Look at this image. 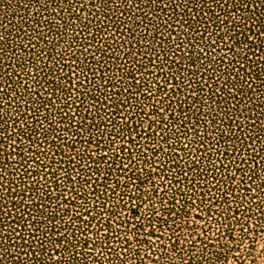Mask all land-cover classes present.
Listing matches in <instances>:
<instances>
[{"label": "rangeland", "instance_id": "1", "mask_svg": "<svg viewBox=\"0 0 264 264\" xmlns=\"http://www.w3.org/2000/svg\"><path fill=\"white\" fill-rule=\"evenodd\" d=\"M0 132V264H264V0H0Z\"/></svg>", "mask_w": 264, "mask_h": 264}, {"label": "snow or ice", "instance_id": "2", "mask_svg": "<svg viewBox=\"0 0 264 264\" xmlns=\"http://www.w3.org/2000/svg\"><path fill=\"white\" fill-rule=\"evenodd\" d=\"M173 79H174V77H173ZM165 83H169V81L166 79V80H165ZM160 90H162V89H160ZM151 92H152V90H151ZM166 95H167V94H166ZM160 111H164V109L161 108ZM114 127H115V126H114ZM149 127H151V125H149ZM110 135H111V134H110ZM0 136H2V132H0ZM113 139H114V137H113ZM13 143H15V142H13ZM2 147H3V146L0 145V149H2ZM97 147H98V145H97ZM124 150H126V149H123V151H124ZM124 167H127V165H124ZM144 206H145V209H146V210H147L148 207H149L148 204H145ZM138 207H139V205H137V208H138ZM153 207H155L154 204H153ZM89 214H91V213H89ZM148 214H150V215H152V216H154V217H157V216L160 215L159 210H156V211L151 212V213H148ZM80 215H82V213H80ZM109 215H112V213H109ZM185 215H187V214L185 213ZM93 219H95V217H93ZM136 219H137V220H140V219H142V217L138 215V216H136ZM143 219H144V221H145V223H144L143 226H144L145 228H148V229H149V230L145 233V235L148 236V237L150 238V237H152L151 233H155V232H156V231L154 230L156 226H155V224H154L153 221L147 219V214H146V212H145V214H144V216H143ZM117 221H119V223H118ZM113 223H116V225H117L116 230L121 229V228L124 226V224L127 223V225H128V229H129L130 231H132V230L134 229L135 231L132 232V235H131V236L128 235V232L124 233V237H126V240H127L128 242H132L133 240H135V242H136L137 244L142 243V241H140V240L138 239L137 235H136V234L139 232V230H140V229H139V226L133 224L132 221H131L130 219H121L120 217H117V219H116L115 221H113ZM161 223H167V221H161ZM85 226L87 227V223L85 224ZM107 227L111 230V228H112V224L109 223ZM173 231H174V230H173ZM192 231H195V229H192ZM98 233H100V231H98ZM100 234H101V235H104L103 233H100ZM110 238H115V237H110ZM157 239L159 240V237H157ZM147 242H148V244H152L151 239H148ZM160 242L163 244V241H160ZM55 257H57V256H55ZM53 260L56 262V264H59V261H60L59 258L54 259V257H53Z\"/></svg>", "mask_w": 264, "mask_h": 264}]
</instances>
